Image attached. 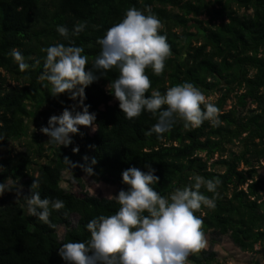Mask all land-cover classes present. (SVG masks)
<instances>
[{
  "label": "trees",
  "instance_id": "1",
  "mask_svg": "<svg viewBox=\"0 0 264 264\" xmlns=\"http://www.w3.org/2000/svg\"><path fill=\"white\" fill-rule=\"evenodd\" d=\"M146 6L162 21L160 34L166 35L172 52L161 75L146 69L152 82L146 95L152 90L163 94L168 87L191 82L205 96L217 95L212 103L220 109L222 123L212 126L205 121L200 127L185 128L177 118L162 138L155 133L147 136L145 132L156 118L145 110L138 118L127 119L119 102L106 90L118 77V69L96 70L99 79L85 88L84 101L89 112L96 114L92 135L81 132L83 136L71 135L69 146L49 143L44 148L32 131L35 147L7 152L8 141L28 135V122L39 130L47 126L55 110L76 103L68 93L53 97L51 84L39 80L46 58L41 49L68 44L57 26H65L71 33L78 22H87L85 31L71 39L85 49L86 70H92L100 52L97 39L120 22L128 8L143 11ZM204 14L208 20L198 21L200 39L193 46L191 37L196 35L189 32V18ZM177 29L181 34L173 31ZM12 49L22 53L29 69L20 71L10 55ZM0 70L5 74H0V166L4 169L0 182L16 180L24 189L21 195L28 196L33 179L38 178L41 198L65 203V208L51 211L49 219L56 226L51 228L28 214L23 199L3 200L0 264H66L58 255L62 243L88 240L85 225L89 220L119 209L115 200L84 191L79 177L84 171L70 168L65 156L78 164L85 163V155L95 157V175L90 177L119 191L128 188L122 182V172L129 167L146 172V163L156 169L159 181L152 187L164 197L194 183L189 179L192 176L219 177L222 184L215 209L202 207L195 213L204 221V234L227 236L244 252L254 253L256 245L264 250V178L258 173L264 168V0H0ZM48 105L50 108L44 109ZM77 146L79 152L73 153ZM39 160L43 162L33 170ZM63 172L76 183L80 196L60 186ZM200 191L213 196L205 187ZM73 215L77 216L74 225ZM58 227L65 229L62 239L57 237ZM215 256L203 249L190 255L187 264H213Z\"/></svg>",
  "mask_w": 264,
  "mask_h": 264
},
{
  "label": "clouds",
  "instance_id": "2",
  "mask_svg": "<svg viewBox=\"0 0 264 264\" xmlns=\"http://www.w3.org/2000/svg\"><path fill=\"white\" fill-rule=\"evenodd\" d=\"M86 27V21L78 22L70 33L67 27L57 26L56 31L68 44L57 43L41 49L46 58L39 80L51 84L53 97L68 93V98L76 101L65 107L60 115L50 116L46 127L41 126L39 131L50 138L48 143L71 145L70 134L83 136L80 126L91 127L95 131L96 114L89 112L90 106L84 103L85 88L99 79L95 75L96 70L106 72L113 68L118 69L119 74L106 86V90L119 102L126 118H138L145 110L156 118L157 122L145 135L155 133L162 138L172 129L177 118L184 122L185 128L200 127L205 121L212 126L222 123L220 109L191 82L168 87L163 94L152 90L150 96L146 95L152 87L146 69L151 68L155 75H161L172 55L166 35L160 34L163 23L150 6L143 11L136 7L128 8L121 21L97 39L100 52L92 70H86L88 57L82 55L85 49L76 46L71 39L84 32ZM10 55L20 71L29 69L30 65L19 50L12 49ZM0 141H3V135H0ZM88 147L95 148L94 145ZM72 151L78 153L79 147ZM63 160L70 168L80 167L86 176L95 175V157L85 155L84 164L73 163L67 156ZM145 167L148 169L146 172L137 167H129L122 172V182L128 186L127 190L121 189L116 195L105 196L115 200L119 209L114 214L90 219L85 225L90 233L88 240L62 243L58 255L66 264H187L190 255L206 248L204 221L195 213L202 207L215 209L219 196L217 189L222 184L220 178L192 176L189 179L194 183L176 188L170 197H164L152 187L159 181L156 169L150 163ZM3 170L0 166V172ZM39 187L40 180L34 178L30 185L31 194L22 196V185L7 179L0 182V197L5 192L14 191L15 202L26 201L29 215L55 228L49 219L51 211L65 208V203L60 199L41 198ZM202 187L213 196L204 195L200 191Z\"/></svg>",
  "mask_w": 264,
  "mask_h": 264
},
{
  "label": "rangeland",
  "instance_id": "3",
  "mask_svg": "<svg viewBox=\"0 0 264 264\" xmlns=\"http://www.w3.org/2000/svg\"><path fill=\"white\" fill-rule=\"evenodd\" d=\"M183 1H189V0H183ZM194 1V0H191ZM206 2H211L213 0H205ZM208 20V16L205 14L202 15L199 18H189V25L192 27L189 29V32L196 35L195 37H191V45H197L196 41L199 40V36H197V31L199 28L198 21L201 23H205ZM218 23V21H216ZM177 33L181 34V30H173ZM0 74L3 76L5 75L3 71L0 70ZM12 84L11 82H8ZM13 85V84H12ZM206 98L210 102H214L217 98L216 94L207 95ZM229 104L225 107V109H228ZM51 106V105H50ZM49 107L45 106L44 109H47ZM50 108V107H49ZM64 108H59L53 112L52 115H60L63 112ZM28 135L20 140H11L7 143V152L11 154H15L17 152L23 151L24 148L27 145H34V139L32 136V131L40 137V142L43 144L44 148L48 146V140L50 139L47 135L40 132L36 127L33 126L32 122H28ZM80 132H84L87 135H92L93 130L91 127H84L80 126L79 129ZM72 135V134H70ZM233 149L236 151L237 147H233ZM1 156V154H0ZM43 160L36 161L35 165H32V169L36 170L38 164H41ZM259 175L264 178V168L259 169L258 171ZM81 182L84 185V191H87L90 195L97 196V197H105L108 194L116 195L118 194L119 190L116 186H111L108 184H105L103 182H97L93 180L91 177L86 176L85 173H82L80 176ZM60 186L70 191L71 193L75 194L76 196H80L81 191L77 187L76 183L72 181L70 175L67 172H63L61 174V182ZM24 191L22 188L21 193ZM106 198V197H105ZM10 199L11 201H15L16 196L15 192H5L2 197H0V205L3 200ZM77 221V216L73 215L71 217V223L74 225ZM65 229L63 227H58L57 229V237L58 239H62L64 235ZM205 238L207 240V246L204 249L205 251L209 253H214L215 256V262L213 264H264V250L260 245L255 246V252L249 253L241 251L238 247H236L229 237L227 236H221V237H215L211 232H208L205 234Z\"/></svg>",
  "mask_w": 264,
  "mask_h": 264
}]
</instances>
